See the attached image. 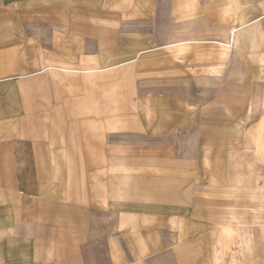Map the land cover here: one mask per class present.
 I'll list each match as a JSON object with an SVG mask.
<instances>
[{
    "label": "crops",
    "instance_id": "crops-1",
    "mask_svg": "<svg viewBox=\"0 0 264 264\" xmlns=\"http://www.w3.org/2000/svg\"><path fill=\"white\" fill-rule=\"evenodd\" d=\"M264 0H0V264H264Z\"/></svg>",
    "mask_w": 264,
    "mask_h": 264
},
{
    "label": "bare ground",
    "instance_id": "bare-ground-1",
    "mask_svg": "<svg viewBox=\"0 0 264 264\" xmlns=\"http://www.w3.org/2000/svg\"><path fill=\"white\" fill-rule=\"evenodd\" d=\"M261 25L264 26V15L262 16V19H261Z\"/></svg>",
    "mask_w": 264,
    "mask_h": 264
}]
</instances>
